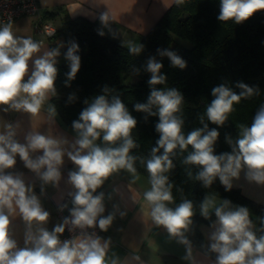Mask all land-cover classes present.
I'll return each mask as SVG.
<instances>
[{
  "label": "clouds",
  "instance_id": "clouds-1",
  "mask_svg": "<svg viewBox=\"0 0 264 264\" xmlns=\"http://www.w3.org/2000/svg\"><path fill=\"white\" fill-rule=\"evenodd\" d=\"M173 2L181 5L185 0ZM258 11H264V0H220L217 19L241 24ZM99 19L106 26L109 13H101ZM99 35L103 36V31ZM41 45L42 42L30 37L14 35L11 23L0 27V105L7 106L4 111L12 109L36 116L45 102L56 94V57L60 52L54 48L33 59L34 54L40 53ZM127 46L133 55H139L143 49V45L132 42ZM157 51L161 57L166 56L174 67H186V62L175 52ZM77 52L78 45L70 43L65 54L70 61L67 81L73 80L80 69L81 58ZM30 60L33 68L29 74ZM162 67L163 64L154 57L147 61L146 71L151 73L148 84L153 87L147 103L134 105L136 111L159 118L155 125L160 134L157 146L151 149V158L144 162L150 188L143 193V199L150 209L152 221L187 245L185 258L190 259L191 246L184 237V231L192 223L193 203L185 199L174 209L168 206L173 201L172 184L165 175L174 166L170 157L176 154L177 148L184 152L191 146L192 150L183 163L199 167L195 179L206 188L218 178L225 190H231L232 180L239 178L244 168L250 182L264 185V104L256 111L250 126L240 125L235 143L227 138L232 152L216 155L217 128L209 129L201 117L203 127L185 135L182 132L183 120L177 115L181 112L184 97L175 88L164 90L154 87L166 82V76L161 74ZM236 87L241 90L239 93L223 84L211 90L214 98L205 111L209 122L223 126L234 104L259 94L258 88L244 83H237ZM103 92L105 94L97 95L91 103L85 101L87 107L80 112L79 119L72 122L77 139L71 151L62 147L66 141L38 132L27 135L26 143H19L14 139L15 131L10 124L6 132L0 133V264H117L114 259H106L109 241L102 242L99 236L87 233L86 229L98 225L100 230L107 231L113 222L114 214L102 215L105 212L103 193L94 195L109 176L124 169L133 175L134 180L139 179L134 166L137 158L130 155V151L137 147L132 138L137 120L119 96L109 99L107 87ZM69 99L75 97L70 96ZM48 112L54 115L55 108L49 105ZM97 141H102V144ZM161 149L163 153L157 155ZM36 152H42V155L33 158L31 153ZM65 154L76 166V170L69 172V183L75 189L70 193L73 207L70 218L66 217L50 232L42 226L49 213L43 210L32 188L25 185L20 175L5 170L16 165L18 155L25 167L35 172L44 184L55 185L61 179L60 167ZM210 209L214 210L217 218L215 231L210 237V250L217 254L216 264H264V235L257 238L252 231L248 208L240 206L233 210L228 200L217 206L215 198L207 196L200 204V212L207 218ZM17 213L27 224L23 247H18L10 230V217ZM66 225H71L69 231L79 228L81 235L62 242L59 234L64 233Z\"/></svg>",
  "mask_w": 264,
  "mask_h": 264
},
{
  "label": "trees",
  "instance_id": "trees-1",
  "mask_svg": "<svg viewBox=\"0 0 264 264\" xmlns=\"http://www.w3.org/2000/svg\"><path fill=\"white\" fill-rule=\"evenodd\" d=\"M219 4L220 0H185L181 5L174 3L147 34L139 37L137 44L143 45L139 55L131 54L128 44L118 38L99 35L102 27L96 21L82 17L63 19L61 26L49 37L52 40L62 37L64 41L56 61V94L51 96L62 123L74 130L72 122L78 120L80 112L87 107L85 101L91 103L97 95L105 94L103 89L107 87L108 98L119 96L137 120V126L132 131L137 147L130 151V155L137 158L134 164L136 173L149 180L144 162L151 158V149L157 146L160 134L155 125L159 118L136 111L134 105L147 103L153 86L148 84L151 73L146 71V65L154 57L163 64L161 74L166 76L164 84L154 87L164 90L175 88L184 97L181 112L177 113L183 120L182 132L187 135L202 128L203 117L209 129L217 128L219 131L214 154L231 153L232 146L227 143V138L235 143L240 125L250 126L256 111L264 104V11H258L241 24L231 20L223 22L217 19ZM72 42L78 45L81 66L76 77L67 81L70 61L65 54ZM158 49L175 52L186 62V67H174L166 56L158 54ZM237 83L258 88L259 94L234 104L223 126L212 124L205 115L206 107L214 98L211 90L223 84L239 93L241 90L236 87ZM70 96L75 99L70 100ZM97 143L102 144V141ZM191 150V146L184 152L177 148L176 154L170 157L174 166L165 175L172 184L176 206L185 199L192 201L194 215L191 219L195 229L199 221L215 216L212 209L207 218L200 212V204L208 194L217 197V206L228 200L233 210L247 207L249 216L264 226V205L239 189L225 190L218 178L207 188L195 179L199 167L183 163ZM162 153L163 149L157 155ZM197 235L201 241L200 235Z\"/></svg>",
  "mask_w": 264,
  "mask_h": 264
},
{
  "label": "crops",
  "instance_id": "crops-1",
  "mask_svg": "<svg viewBox=\"0 0 264 264\" xmlns=\"http://www.w3.org/2000/svg\"><path fill=\"white\" fill-rule=\"evenodd\" d=\"M39 12L36 15H23L11 22L14 35L32 38L42 42L40 53L34 54L33 59L43 55L45 51L64 45L62 37L50 39L45 33L36 30L35 24L41 19L50 22L57 30L66 17H82L98 22L105 35L118 38L121 42L137 44L141 35L147 34L164 13L174 4L173 0H37ZM103 12H108L110 19L105 26L99 19ZM60 55L56 57V61ZM33 68L29 61V74ZM27 78V77H26ZM49 105L53 106L51 97L45 102L40 113L32 116L24 111L9 109L0 105V133L7 131V125H12L15 131L14 139L19 143H26L30 133L38 132L57 140L66 141L62 145L66 151H71L77 139V133L64 125L58 117L48 112ZM55 108V107H54ZM35 158L42 152L31 153ZM16 165L5 170L13 175H20L26 186L32 188L43 210L49 213L48 220L42 225L48 231L58 225L55 215V206L66 198L72 201L70 193L74 187L69 183V172L76 170V166L64 156V163L60 167L61 179L58 184H44L40 177L26 168L17 155ZM247 169L241 170L239 178L232 180V188L239 189L244 195L264 205V185L250 182L246 178ZM139 179L124 169L109 176L104 184L96 190L94 195L103 193L105 212L103 216L114 214L112 224L104 235L99 236L101 241H109L106 259L116 260L117 264H216V253H210V237L215 231L216 216L209 220H201L197 230L191 223L184 237L191 246V258L188 255V246L179 242V238L172 237L163 226L156 225L150 215L143 193L150 188L149 180L143 174L136 173ZM218 203L217 197L213 195ZM169 207L175 208L172 201ZM121 213H124L121 216ZM250 217V216H249ZM10 230L18 247L24 246L27 224L17 213L10 217ZM252 231L257 238L264 235V226L258 220L250 217ZM36 225H33L35 231ZM199 234L201 241H199ZM80 236V235H78ZM209 249V250H208ZM139 257V259H136Z\"/></svg>",
  "mask_w": 264,
  "mask_h": 264
},
{
  "label": "built area",
  "instance_id": "built-area-1",
  "mask_svg": "<svg viewBox=\"0 0 264 264\" xmlns=\"http://www.w3.org/2000/svg\"><path fill=\"white\" fill-rule=\"evenodd\" d=\"M38 12L39 4L37 0H0V27H3L7 23H11L20 16L36 15ZM35 27L36 30L45 33L47 36L53 35L56 31L50 22H46L41 19L37 20ZM49 33H51V35H49ZM72 207V201L68 198L55 206V215L58 218V225L62 224L66 217L70 218V209ZM70 228L71 225H66L64 233L59 234V238L62 242L81 235V230L79 228L69 231ZM53 229L54 228H52L51 231ZM86 231L89 234L94 233L97 236L104 235L98 225L93 228H88Z\"/></svg>",
  "mask_w": 264,
  "mask_h": 264
},
{
  "label": "rangeland",
  "instance_id": "rangeland-1",
  "mask_svg": "<svg viewBox=\"0 0 264 264\" xmlns=\"http://www.w3.org/2000/svg\"><path fill=\"white\" fill-rule=\"evenodd\" d=\"M135 77V76H134ZM136 78V77H135ZM208 196H212L213 197V195L212 194H208ZM211 210V209H210Z\"/></svg>",
  "mask_w": 264,
  "mask_h": 264
}]
</instances>
